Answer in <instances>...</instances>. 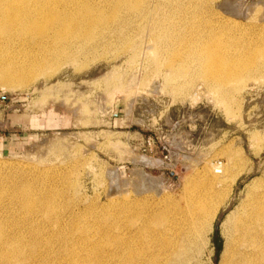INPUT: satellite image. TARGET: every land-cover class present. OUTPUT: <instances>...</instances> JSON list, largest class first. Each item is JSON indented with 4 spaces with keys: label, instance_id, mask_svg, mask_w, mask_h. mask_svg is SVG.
Segmentation results:
<instances>
[{
    "label": "rangeland",
    "instance_id": "1",
    "mask_svg": "<svg viewBox=\"0 0 264 264\" xmlns=\"http://www.w3.org/2000/svg\"><path fill=\"white\" fill-rule=\"evenodd\" d=\"M26 1L108 20L88 40L0 39V71L24 80L0 86L5 232L40 250L80 225L150 220L187 234L188 264H220L264 191V0ZM207 48L226 73L206 72ZM24 187L36 210L10 199Z\"/></svg>",
    "mask_w": 264,
    "mask_h": 264
},
{
    "label": "bare ground",
    "instance_id": "2",
    "mask_svg": "<svg viewBox=\"0 0 264 264\" xmlns=\"http://www.w3.org/2000/svg\"><path fill=\"white\" fill-rule=\"evenodd\" d=\"M26 2V0H0V39L8 40L16 37L29 42H39L37 43L40 45L39 48L44 44L43 42L49 41L55 44L68 39L88 40L91 35L102 31L108 20L88 7L71 8L70 6L56 11L50 9V5V8L32 7L33 10H29L31 8L25 7ZM149 15L148 11H143L140 15L141 21L146 23ZM213 49L207 48L202 51L206 64L204 68L208 73L224 74L230 68L229 63L218 59V51ZM49 53L47 54L49 57L46 56L45 59L52 58ZM4 68L0 71V86L23 87L24 80H15L12 67L7 64ZM24 77L26 78V74ZM218 173L220 171L216 170L215 174ZM208 188L213 189V184H208ZM28 189L24 187L9 193L10 199L23 200L25 210L30 201L31 209L36 210L34 206L40 201L37 198L35 200ZM253 194L248 196L246 205L241 204L246 208L243 212L244 207L242 210L239 208L241 215L236 216L233 225L231 224L229 242L226 244V252L220 264H264V191ZM197 205L193 211L199 210L200 205L198 207ZM230 205L231 203L228 207ZM126 210L122 211V214ZM126 215L128 217V214ZM132 216L129 213V218ZM133 219L135 220V217ZM6 221H0V264H188L191 259L187 234L174 232L170 228L165 229V224L162 225L163 228H159L160 224L153 228L150 220H141L138 223L127 221L121 226L118 220H114L106 225L108 227H97L93 231L90 228L81 229L82 225H80V230L73 231L72 228L70 232L61 231L56 243L50 242L44 247L46 244L44 242L43 249L40 250L30 241L11 238L5 232ZM89 225L83 226L89 227ZM52 237L55 239L54 236Z\"/></svg>",
    "mask_w": 264,
    "mask_h": 264
}]
</instances>
